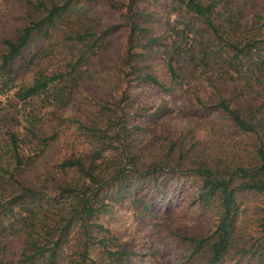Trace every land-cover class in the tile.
<instances>
[{
  "label": "trees",
  "instance_id": "obj_1",
  "mask_svg": "<svg viewBox=\"0 0 264 264\" xmlns=\"http://www.w3.org/2000/svg\"><path fill=\"white\" fill-rule=\"evenodd\" d=\"M140 1L125 4L129 35L113 66L98 49L114 25L100 15L81 25L69 1L5 40L0 96L42 97L54 114L43 125L29 112V126L16 119L0 139V255L15 247L6 264H134L135 253L94 221L117 204L154 220L189 208L205 218L169 235L176 264H264V0H170L160 30ZM60 44V63L45 67ZM17 61L31 82L15 84ZM91 62L116 68L121 81L92 115L74 112L67 88ZM145 87L183 92L189 124H175L174 105L142 97ZM64 136L65 152L30 178Z\"/></svg>",
  "mask_w": 264,
  "mask_h": 264
},
{
  "label": "rangeland",
  "instance_id": "obj_2",
  "mask_svg": "<svg viewBox=\"0 0 264 264\" xmlns=\"http://www.w3.org/2000/svg\"><path fill=\"white\" fill-rule=\"evenodd\" d=\"M69 1L70 6L74 9V19L79 17L80 24L87 23V15L91 16V20H94L96 15L103 17L101 23L104 26L110 24L114 25V29L109 32V36L101 44L102 47L98 49V53L103 50L107 56L104 61V66H113V62H117L126 48V40L129 35V25L125 23L123 13L127 6L125 5L128 0H112L113 4L120 6L119 8H111L107 0H0V55L4 51L6 45L5 40L13 36L16 29L24 24L29 23L38 15L46 12L52 7V4H65ZM170 0H142L139 6L146 8L153 13L152 22L155 25L156 30L161 29V23L166 19L168 15V5ZM77 20L76 23H79ZM62 46L60 49L56 45L53 49V54H49L44 59V66L53 69L59 64V59L63 58ZM97 51V50H95ZM97 53V54H98ZM54 54H57L56 57ZM62 54V55H61ZM52 55L54 57L52 58ZM49 57L51 60H49ZM117 60V61H116ZM90 66V65H89ZM85 67L82 70L77 80L68 82V91L74 90L72 102L74 112L79 113L86 111L87 114L92 115L91 112L96 111L103 104H110L113 101L112 94L116 89L115 85L119 78L118 87L121 84L120 72L112 67L106 69L100 65L91 62V66ZM16 73L13 75L15 84L28 83L32 80L31 69H21V62L15 65ZM125 86V85H124ZM126 87V86H125ZM141 96H151L152 100L159 103L164 100L168 105H174L177 108L178 118H176L175 124L188 125L189 119L186 118V122L183 119L182 108L186 104L185 95L179 91L173 94L163 93L158 89L151 87H145ZM216 99H213L215 101ZM42 97L30 99L27 101L17 100L13 92L3 94L0 96V139L4 132L10 127L18 128L15 123L16 119H19L25 126H29L27 123V114L34 112L36 114V121L40 124L47 125L53 120V113L47 114L53 108L44 107L42 103ZM211 101V102H213ZM11 103L15 106H12ZM81 105L79 108L78 106ZM80 109V110H79ZM180 111V112H179ZM182 113V114H181ZM56 116V115H55ZM193 117L194 119L199 117ZM193 120L190 124H195ZM201 123V122H200ZM198 124V123H196ZM186 127V126H185ZM24 130V129H22ZM200 133H203V129H200ZM74 131V130H73ZM72 131L66 132V139L71 143L72 140L77 142V133L71 136ZM203 137V135H202ZM58 143H54L40 162L31 170L28 175L30 178H34L45 174L48 170L47 167L52 166L54 162L58 160L60 155L65 152L63 139ZM210 142L215 139L211 137ZM83 137H80V141ZM82 142V141H81ZM78 146L81 144L78 141ZM163 217H168V220L152 219L147 216H141L133 208L124 207L119 204L114 206L112 212L103 214L97 217L94 221L98 224H103L106 228L114 234L120 242H124L125 246L135 253L134 264H176L179 256V251L176 246H172L169 235L172 232H178L183 227L185 230L190 231L199 223H204L205 218H199L196 209L189 208L185 213L167 215L163 214ZM208 217V214L206 215ZM203 219V220H202ZM16 238V237H15ZM18 239V238H16ZM16 245V243H15ZM15 250L14 246H11L8 250L9 254L1 256V264H6ZM251 263L254 260L250 261ZM247 259L243 260L240 264H248ZM233 258H226L219 264H234Z\"/></svg>",
  "mask_w": 264,
  "mask_h": 264
}]
</instances>
